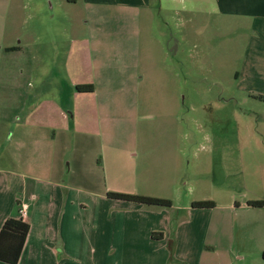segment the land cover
<instances>
[{"label":"crops","instance_id":"0c3cea01","mask_svg":"<svg viewBox=\"0 0 264 264\" xmlns=\"http://www.w3.org/2000/svg\"><path fill=\"white\" fill-rule=\"evenodd\" d=\"M26 2L31 8L28 18L36 25L34 32L23 37L12 22L19 15L17 5L4 12L5 3L0 0V230L8 218H20V210L26 207L24 220L30 224V232L18 264L28 258H51L57 251L47 237L57 232L59 221L68 218L72 193L69 212L77 211L78 219H91L90 230L97 233L98 244L107 241L110 228L127 224L125 213L137 211L139 219L154 213L140 204L110 198L109 179L124 173L120 168L129 161L124 154L132 142L130 129L140 119L141 93L134 91L139 81L134 75L145 66V60L156 62L157 52L165 47L159 36H153L152 19L160 18L156 20L159 24L168 18L164 0ZM217 2L221 16L252 25V39L246 46L251 77L248 91L264 100V0ZM66 3L73 7L64 9ZM45 4L50 14L41 12ZM57 5L62 7L52 12ZM120 5L124 10L119 11ZM158 32L165 33L162 28ZM24 56L25 62L21 61ZM83 84H93L94 90L78 91L76 87ZM99 182L103 187L97 190ZM228 210H246L244 214L252 217L251 232L238 226L230 236H210L211 219L198 223L194 217L182 216L169 232L170 238L162 240L173 243L174 251L164 248L161 256L176 258L171 264H202L204 250H187L188 243L198 241L200 235L206 239L207 260L225 241L230 264H264V206L235 203ZM157 214L155 227L163 229V214ZM36 225L47 235L42 245L33 235ZM139 235L140 229L135 236ZM97 245L93 251L98 250ZM112 246H107L108 252Z\"/></svg>","mask_w":264,"mask_h":264},{"label":"rangeland","instance_id":"374dc122","mask_svg":"<svg viewBox=\"0 0 264 264\" xmlns=\"http://www.w3.org/2000/svg\"><path fill=\"white\" fill-rule=\"evenodd\" d=\"M3 1L4 12L9 6L17 5L19 9L12 21L21 30L19 34L27 37L34 32L36 24L27 15L31 9L28 0ZM163 5L168 18L159 24L156 20L160 18L152 19V32L165 47L157 52L156 62L145 60V66L141 65L134 75L139 80L134 91L141 93L140 119L130 129L132 142L123 153L129 161L120 168L124 173L109 179V190L167 198L173 205L140 204L154 213H147L143 219L137 218V211L125 213L127 224L110 228L109 235L105 234L107 241L98 244L97 233L90 230L91 219H78L77 211L69 212L72 193L68 218L59 221L57 232L47 237L57 251L51 258H28L21 264H171L176 258H164L160 251L165 248L173 252V243L162 240L170 238L169 232L182 216L194 217L198 223L199 219H211L210 236H230L238 226L251 232L252 217L244 214L246 210L235 213L228 207L264 197V100L248 91L251 77L246 46L252 39V25L246 20L236 19L235 23L234 18L218 14L217 0H164ZM61 7L57 5L52 12L57 13ZM63 7L69 10L73 6L66 3ZM41 9L44 15L50 14L46 4ZM118 9L124 10V6ZM161 28L165 33L159 35ZM102 187L101 183L97 190ZM206 200L214 201L216 206L193 207V202ZM187 205L190 211L179 209ZM157 213L163 214V229L155 227ZM157 227L159 230H154ZM35 228L34 238L42 245L47 235H43L41 225ZM139 229L142 235L135 236ZM197 238L188 243L187 250H204L202 264H230L225 241L207 260L206 239L200 235ZM153 239L156 242L152 243ZM110 244L114 251L108 252ZM95 245L98 250L93 251Z\"/></svg>","mask_w":264,"mask_h":264},{"label":"trees","instance_id":"16d2710c","mask_svg":"<svg viewBox=\"0 0 264 264\" xmlns=\"http://www.w3.org/2000/svg\"><path fill=\"white\" fill-rule=\"evenodd\" d=\"M76 89L80 92H91L94 90L93 84L78 85ZM108 196L117 200L136 202L139 204L162 205L170 207L172 200L167 198L127 194L121 192H109ZM249 205L253 207L264 206V200H251ZM216 203L212 200L195 201L194 208H213ZM30 232V224L22 218H8L0 230V261L6 264H18L27 236ZM155 235V234H154Z\"/></svg>","mask_w":264,"mask_h":264},{"label":"built area","instance_id":"2783aa9c","mask_svg":"<svg viewBox=\"0 0 264 264\" xmlns=\"http://www.w3.org/2000/svg\"><path fill=\"white\" fill-rule=\"evenodd\" d=\"M26 215H27L26 207H22V209L20 210V218L24 219Z\"/></svg>","mask_w":264,"mask_h":264}]
</instances>
